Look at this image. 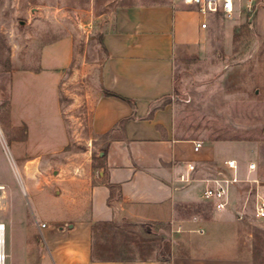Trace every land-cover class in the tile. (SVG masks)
<instances>
[{"label": "crops", "instance_id": "obj_1", "mask_svg": "<svg viewBox=\"0 0 264 264\" xmlns=\"http://www.w3.org/2000/svg\"><path fill=\"white\" fill-rule=\"evenodd\" d=\"M45 1L28 8L33 33L10 41L9 124L25 131L6 153L16 208L0 219L4 264H252L235 230L215 239L193 214L214 208L195 174L216 148L193 150L170 101L176 59L204 46L207 14L182 0ZM254 11L264 35V0ZM50 22L56 32L34 34ZM122 221L156 224L164 251L113 255L110 229Z\"/></svg>", "mask_w": 264, "mask_h": 264}, {"label": "rangeland", "instance_id": "obj_2", "mask_svg": "<svg viewBox=\"0 0 264 264\" xmlns=\"http://www.w3.org/2000/svg\"><path fill=\"white\" fill-rule=\"evenodd\" d=\"M247 1H239L240 8L232 18L207 13L204 46L188 47L176 59L170 101L175 104L176 122L182 133L216 148V158L204 164L205 171L197 172L195 177L207 178V182L222 172L237 178L229 186L225 209L196 204L193 214L211 223L215 239H226L218 235L222 229L235 230L248 246L252 264H264V218L256 214L254 207L256 194L264 197V35L258 34L250 21L261 0H249V9ZM43 2L0 0V219L16 208L12 183L5 179L10 171L5 146L12 152L9 139L23 136L25 131L24 126L12 131L9 124L10 53L15 46L10 41L33 33L23 23L27 18L32 21L36 12L34 9L29 15L28 8ZM57 26L50 22L44 31L43 26H37L34 34L56 32ZM21 46H25L24 41ZM95 49L99 50L97 45L88 41L87 58L98 63L100 53ZM225 160H235L236 173L224 167ZM252 162L255 169L248 171ZM40 207L47 211L46 205ZM110 231L116 247L113 255L153 256L164 251V239L156 224L122 221Z\"/></svg>", "mask_w": 264, "mask_h": 264}, {"label": "built area", "instance_id": "obj_3", "mask_svg": "<svg viewBox=\"0 0 264 264\" xmlns=\"http://www.w3.org/2000/svg\"><path fill=\"white\" fill-rule=\"evenodd\" d=\"M183 3L188 5H194L197 7L198 11L205 15L207 13H221L226 18H232L235 7L240 0H182ZM250 1L248 0L245 6L250 8ZM201 28H206V21H203L200 24ZM203 145L202 141H193V150L198 152ZM6 147V146H5ZM7 150V147H6ZM224 167L227 170H231L236 173L237 164L235 160H225ZM255 169V164L252 162L248 165V171H253ZM237 178L234 175L228 176L225 173L219 172L215 178L208 180L207 186L205 187L202 196L205 200L211 201L214 205V208L218 211H221L226 208L228 204V193L229 186L236 182ZM3 188L0 186V189ZM255 211L259 217L264 218V197L259 193L255 197ZM41 227H44L45 224H41ZM4 224L0 223V236L4 234Z\"/></svg>", "mask_w": 264, "mask_h": 264}, {"label": "bare ground", "instance_id": "obj_4", "mask_svg": "<svg viewBox=\"0 0 264 264\" xmlns=\"http://www.w3.org/2000/svg\"><path fill=\"white\" fill-rule=\"evenodd\" d=\"M3 245H4V234L2 236H0V253H1L0 264H4L3 260L5 259V255L3 252V247H4Z\"/></svg>", "mask_w": 264, "mask_h": 264}, {"label": "trees", "instance_id": "obj_5", "mask_svg": "<svg viewBox=\"0 0 264 264\" xmlns=\"http://www.w3.org/2000/svg\"><path fill=\"white\" fill-rule=\"evenodd\" d=\"M105 93L106 94H108V95H113V96H116V97H119V96H117V95H115V94H112V93H110V92H107V91H105ZM120 98V97H119ZM125 100V99H124ZM127 102H129V103H131V101H129V100H126Z\"/></svg>", "mask_w": 264, "mask_h": 264}, {"label": "water", "instance_id": "obj_6", "mask_svg": "<svg viewBox=\"0 0 264 264\" xmlns=\"http://www.w3.org/2000/svg\"><path fill=\"white\" fill-rule=\"evenodd\" d=\"M254 14H255V11L252 13V16H251L250 20L252 19V17H253Z\"/></svg>", "mask_w": 264, "mask_h": 264}]
</instances>
